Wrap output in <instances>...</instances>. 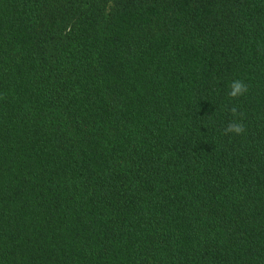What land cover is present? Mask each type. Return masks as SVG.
Masks as SVG:
<instances>
[{"label": "trees", "instance_id": "obj_1", "mask_svg": "<svg viewBox=\"0 0 264 264\" xmlns=\"http://www.w3.org/2000/svg\"><path fill=\"white\" fill-rule=\"evenodd\" d=\"M0 264H264V0H0Z\"/></svg>", "mask_w": 264, "mask_h": 264}, {"label": "clouds", "instance_id": "obj_2", "mask_svg": "<svg viewBox=\"0 0 264 264\" xmlns=\"http://www.w3.org/2000/svg\"><path fill=\"white\" fill-rule=\"evenodd\" d=\"M229 89L230 90L228 92V96L231 98H237L239 96H242L245 93H247L249 90L248 85L240 79H236L232 81L229 84ZM229 110L233 116H238V115L241 117L243 116V113L239 112V109L237 106H232ZM245 131H246V126L242 122V120L240 122H237L236 120H232L224 128L223 133L225 135L230 134V133H235L237 135H240V134H243Z\"/></svg>", "mask_w": 264, "mask_h": 264}]
</instances>
